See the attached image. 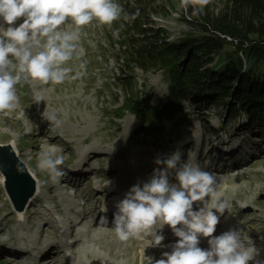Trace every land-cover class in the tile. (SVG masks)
<instances>
[{"label": "rangeland", "instance_id": "1", "mask_svg": "<svg viewBox=\"0 0 264 264\" xmlns=\"http://www.w3.org/2000/svg\"><path fill=\"white\" fill-rule=\"evenodd\" d=\"M116 2L124 13L127 12L125 9L134 8L137 25H131L130 19L125 20L122 15L111 26L101 25L95 20L84 26L79 41L82 56L69 64L76 67L81 61L86 62V74L80 79L66 80L59 85H42L30 79L17 85L19 100L16 108L0 112V143L14 139L20 155L27 158L23 153H28L32 166L38 170L41 182L46 185L57 183L65 175L53 179L47 170L39 169L37 163L40 152L53 147L59 149L57 155L64 157L61 168L65 173L64 167L77 162L74 160L79 159L81 149L89 147L90 150L99 151L94 159L91 155L86 159L97 168L95 172L99 174L86 176L82 182L88 180L87 184H79L77 192L67 187L75 200H79L80 195L83 200L90 199L86 205L90 203L94 210L101 203L103 195L95 196L94 181L103 178V184V180H107L104 177L113 178L115 173L111 176L106 174L117 167L122 169L121 179L127 181L126 184H129L132 177L147 182L154 168L163 167L156 165L155 159L166 158L179 150L182 160L193 159L202 169L214 174L218 194L231 202L229 211L220 217V221H241V227L237 228L247 231L242 233L244 237L255 232L254 240L261 249L260 257L264 259V157H260L262 162L251 165L252 159L260 155L258 153L254 156L253 149L241 148L233 154H227L219 150L220 145L217 144L232 142L243 135L250 139L254 133L261 136L264 144V113L261 119L254 120L245 109H231L235 100L228 95L220 101L210 90L200 88L189 93L187 77L181 79L180 74L176 79V75H173L174 53L162 48L165 45L171 48L184 46L188 39L204 34L201 26L188 23L181 17L184 11L181 0ZM225 3V0H209L207 5L200 8L199 13L210 14L215 20L220 16ZM176 12L179 15H175ZM145 13L148 14L147 18ZM140 21L146 24L144 32L138 31ZM71 26L69 21L63 27ZM149 27L152 28L149 30ZM154 29L159 31V37L154 34ZM146 48L151 49L147 51ZM192 48L189 46L186 52H182L178 62L182 64V69L190 61L189 65H197L193 73L201 69L223 73V65L230 60L227 57L229 54L224 51L232 54L239 52L231 44H224L221 52L212 54L213 59H209L200 51L193 52ZM140 51L143 55L138 53ZM163 57L164 62L160 60ZM259 78L261 82L264 81L261 76L255 80ZM232 90L233 87L228 92L224 91L230 94ZM36 92L42 94L44 100L36 102L32 98ZM38 112L54 113L63 123L57 127ZM237 131L240 135H235ZM239 141H243L244 145L248 143L246 140L236 142ZM230 156L235 159L234 162H231ZM223 157L228 158L221 160ZM224 161L231 164L222 165ZM86 165L84 167L90 169ZM169 179L175 183L174 172ZM46 188L42 190L41 196L32 199L28 211L19 217L4 183L0 182V264H37L38 259L27 257L28 248L16 254L18 262L15 257L13 261L7 260L12 255L5 248L12 246L13 251L21 241L28 246L38 243L57 245L63 241L59 231H52L49 225L55 217H61L56 206L60 205L65 214L74 206L66 201H52L57 191L51 186ZM49 207H52L54 213ZM70 215H74V212ZM91 216L87 220L92 221ZM73 221L72 216L69 225ZM78 229L82 230V240L87 241L89 235L85 233V228L78 226ZM90 235L94 237L93 232ZM136 240L145 239L120 241L119 246L124 250L119 255L110 256L106 264H148L147 257H151L150 251L153 249L143 255L136 245H132ZM77 246L65 248L58 254L61 263L95 264L92 262V253L78 252ZM30 251L33 253V250Z\"/></svg>", "mask_w": 264, "mask_h": 264}, {"label": "clouds", "instance_id": "2", "mask_svg": "<svg viewBox=\"0 0 264 264\" xmlns=\"http://www.w3.org/2000/svg\"><path fill=\"white\" fill-rule=\"evenodd\" d=\"M208 3L181 0V7L187 10L191 6L195 16ZM122 15L125 20L135 18L124 13L116 0H0V112L16 108L17 85L23 81L59 85L82 78L86 62L76 67L69 64L82 56V28L93 20L111 26ZM69 21L72 26L63 27ZM34 99L39 102L44 97L37 92ZM43 116L57 127L63 123L54 113ZM58 151L53 147L40 152L37 163L53 179L65 174L61 168L64 157L57 155ZM181 157L176 150L166 158L155 159L154 163L163 167L154 168L147 182L132 185L116 203L112 220L116 237L123 242L145 238L148 245L163 246L162 232L167 225L178 239L162 258L147 257L148 264H264L259 258L261 249L250 237L244 238L241 229L230 228L214 235L231 202L218 194L214 174L193 159ZM173 172L175 183L169 179ZM106 211L104 206L102 212ZM102 222L108 224L106 216ZM201 237L208 238L207 248L200 247Z\"/></svg>", "mask_w": 264, "mask_h": 264}, {"label": "bare ground", "instance_id": "3", "mask_svg": "<svg viewBox=\"0 0 264 264\" xmlns=\"http://www.w3.org/2000/svg\"><path fill=\"white\" fill-rule=\"evenodd\" d=\"M175 15H179V13L176 12ZM0 24H2V23L0 22ZM4 26L6 27L7 25H4ZM31 87H32V85H31ZM32 98H34V96H32ZM38 113H39V115H43V112H38ZM49 134H51V133H49ZM235 135H240V132L239 131L235 132ZM238 138L239 139H235L232 142L228 141L227 143H220V144L217 143L218 145H220V146H218L219 150H224L225 152H227V154H233V153L237 152L236 151L237 149L250 148V151H251V149H253L252 154H258V153L260 154L258 157H255L254 159H252L251 165L262 162V158H260V157L261 156L264 157V150H262V147L264 144H263V140L261 139V136H259L257 133H254L253 135H251L250 139L246 135H243V136H241V138L240 137H238ZM247 139H249V140H247ZM48 140H52V138H49ZM237 140H246V142H248V143L246 145H244L243 141L236 142ZM88 148L81 149L79 152V159L80 160L75 159L74 161L79 160V161L86 162V159H88L90 155L93 156L92 159L97 157V155H95V154H98L97 152H99V151L92 150V149L90 150V148L89 149ZM10 149L12 150V152L16 156V158L19 159L20 164L22 166V169L26 172L27 176H29V177H27L26 175H24V177L26 179L25 183H24L25 186L24 187L18 186L15 189L17 197L15 196V194H14V197L19 199L20 197L24 196L25 192L27 190L31 189L32 186H34V189H35L34 190L35 191L34 196H32L28 200L24 209H20V210H16L17 208L15 209L17 211V215L19 217L24 215L26 213V211H28V207L30 206L29 203L33 202L32 199L36 198V196L38 197V196L42 195V190L44 188L47 189L46 186H48V187L51 186L52 189L57 191V196L55 198H52V201H54V200H60L61 202L66 201V202H69V204H72L74 207H77V209L71 208V210L67 211L65 214V212L63 211L62 207H60V205L56 206V208L54 207L56 209V211L61 215V217L60 216L55 217L53 220L54 223L49 225V228L52 231H56V230L60 229L61 234L63 235V238H67V239L69 238L70 239L68 242H61L60 244H57L56 246H54V245L49 246V244L39 245V243L36 245H33V246L32 245L28 246V245H26V243L21 241V243H19L17 248H15L13 251H12V246L5 248V251L11 252L10 254L12 255L7 260L13 261L14 257H15V259H16L15 261L18 262L17 257H16L18 255H16V254L21 253L24 248H28L27 251L29 252V254L27 255V257L30 259H32V258L38 259L37 264H62L61 263L62 260L57 257L58 254L62 253L65 248L69 249V248L76 246V245H78L77 246L78 252H84V253L91 252L92 258H93L92 262L95 264H106L108 259L110 258V256H115V255L121 254V251H123L124 249L121 248V246H119L120 240L116 237L115 233L110 231L113 229L108 228L107 225L104 224L103 222H101L97 217H95V218L92 217V221H89V219L87 220V218L91 215L92 210L94 209L93 207L88 206L86 209H84V212H83L84 215L81 218L79 217V215H75L76 216V220H75L76 222H72V225H70V226L68 225L69 222L72 221V215H70V213H72V212L75 213V211L78 212L79 209H83L82 206L76 205L77 202L73 198L72 192H70L69 188H67V187H72V188H74L75 192H77L78 190L76 189V187H79L78 186L79 181L76 178H78L80 175L73 174L74 178L71 181V179L69 178V174L65 173L64 178L61 179L65 182H62L61 180L57 179V181L59 180L57 183L50 184V185L43 184L40 180L39 175H38V170L34 166H32V164H31V158L29 157L28 153H23V154L27 155V158L22 157V155H20L21 153L19 151V147H17L15 140L12 138H10L6 143H0V170H4L5 173H8V171L10 169V167L7 166V161H8V158L10 157V152H9ZM230 160L234 161L235 159L230 156ZM79 161H77V163L73 162L71 164L72 168H74L76 165L80 164ZM226 164H224V165H226ZM79 167H81V166L78 165V168ZM82 167H84V166L82 165ZM93 167L95 170L97 169L95 166H93ZM110 168H112V167H110ZM121 171H122V169L120 170V168L115 167L114 170L110 171V175H112V173H115V176L113 178L105 177L107 180L106 181L103 180V184L106 186L105 187L106 190H109V189L113 190L114 189L116 192H119L118 201L124 197V194L130 189V187L132 185L146 181L145 179H144L145 180L144 181L142 179H136L134 177L133 180H130L129 184H126L127 181L124 182L120 177ZM218 174L219 173H216V175H218ZM0 176L3 178L2 181H0V182H4V180L6 178H4V176L2 174ZM81 176H83V175H81ZM28 178H30L31 181ZM96 181L93 182L94 183L93 185H95V187H93V190H95V194H96L95 196H98L102 193L101 191L103 190V186H101V184H100L102 179H99ZM107 181L109 183H107ZM72 182H74V183H72ZM76 182H77V184H76ZM89 201H90V199L88 200V202ZM49 208H51L52 212L54 213V210L52 209V207H49ZM99 210H100V208H99ZM92 223H93V226H92ZM96 225H98V226H96ZM241 225H242L241 221L229 222V221H226L224 219L223 221H220V223L217 225L215 234L219 235L222 232L227 231L230 228L241 227ZM78 226H83L85 228L84 229L85 233L89 235L87 241L82 240V238H81L82 230L78 229ZM100 226H102V227H100ZM241 230H242V233L247 232L243 228ZM90 232H93L94 237H91ZM109 232H110V235L108 234ZM255 234H256L255 232H252L250 235H247L246 237H244L243 234H242V236L244 238L250 237L255 242V244L257 245V242L254 240ZM172 235H173V232H172ZM164 237H166V236H164ZM143 239H145V238H143ZM176 239H178V238L171 239L168 241V243H166L165 242L166 239H164L162 241V245L164 247L159 246V247H163V248L148 245L149 239L136 240V243L133 242L132 245H136L137 248L139 249V251H141L143 254L152 248L153 250H151L150 253H151V257L153 258V260H155L156 257H158V256H160L162 258L163 252L171 251L170 246H171V244H173V242H174L173 240H176ZM206 239H208V238H205V237L200 238V247H202V248L208 247V242L206 241ZM129 240L132 241V238ZM128 244H129V242H128ZM50 248L52 249L51 252L48 253V251L47 252L45 251V249H50ZM30 250H33L34 253H32ZM154 251H157V253L154 254ZM36 254H37V256H36ZM134 256L135 255H133L132 257H134ZM259 258L262 259L261 257H259Z\"/></svg>", "mask_w": 264, "mask_h": 264}, {"label": "trees", "instance_id": "4", "mask_svg": "<svg viewBox=\"0 0 264 264\" xmlns=\"http://www.w3.org/2000/svg\"><path fill=\"white\" fill-rule=\"evenodd\" d=\"M225 2L220 16L215 20L211 18L210 14V17L200 13L199 15H192L191 6L187 10L184 9L181 17L188 23L201 26L204 34L197 38L188 39L184 46L176 45V48H171V46L165 45L166 47L162 49L174 53L175 60L172 73L176 75V79L179 78L180 74L182 75L181 79L187 77L189 93L200 88L210 90L220 101L226 99L228 95L235 100L231 109H245L251 114L252 119H261V115L264 113V81L261 82V78L255 79L258 76L264 77V0H225ZM133 9L125 10L129 16H135L134 19L130 18L131 25H137V14L134 13ZM147 16L148 14L145 13V18ZM140 24L141 27L138 31L144 32L146 24L145 22ZM210 26H217L223 32L211 30ZM151 28L149 27V30ZM158 33V30L154 33L156 37H159ZM214 33L220 34L215 35ZM224 44H231L239 52L232 54L224 51L229 54L227 57L230 60L223 65V73H217L211 69H207L208 71L201 69L197 73H193V69H197V65H189L190 61L188 66L182 69V64L178 62L182 52H186L189 46H193V52L200 51V54H205L207 58L213 59L212 54L220 53ZM146 49L149 51L151 48ZM144 50L145 48H143ZM141 52L138 53L143 55ZM160 60L164 62L165 58ZM181 71L182 73H180ZM231 87L233 90L229 94L227 90Z\"/></svg>", "mask_w": 264, "mask_h": 264}, {"label": "water", "instance_id": "5", "mask_svg": "<svg viewBox=\"0 0 264 264\" xmlns=\"http://www.w3.org/2000/svg\"><path fill=\"white\" fill-rule=\"evenodd\" d=\"M184 13V11H183ZM212 25V23H210ZM218 26V25H217ZM210 26L211 30L214 31H221L218 27ZM213 27V28H212ZM215 28V29H214ZM223 32V31H221ZM9 149V148H8ZM10 157L8 158L7 161V166L10 167L8 173H5L4 170H0L4 178V186L6 189L7 194L9 195V198L11 199V202L16 210L24 209V206L27 204L28 200L34 195V186L31 187V189L27 190L24 194V196L20 197L19 199L16 198V192L15 189L18 186H25V177L24 175L27 176L26 172L22 169V166L20 164L19 159L16 158V156L13 154L12 150L10 149ZM29 177V176H27ZM30 179V178H28ZM31 181V179H30ZM14 194L16 197H14ZM16 198V199H15ZM18 202H17V201Z\"/></svg>", "mask_w": 264, "mask_h": 264}]
</instances>
